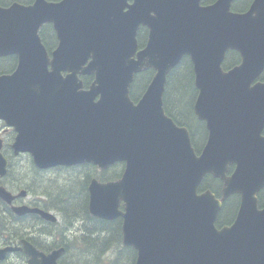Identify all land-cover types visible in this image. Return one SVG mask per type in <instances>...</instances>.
<instances>
[{
	"label": "water",
	"instance_id": "obj_1",
	"mask_svg": "<svg viewBox=\"0 0 264 264\" xmlns=\"http://www.w3.org/2000/svg\"><path fill=\"white\" fill-rule=\"evenodd\" d=\"M201 1L36 0L31 6H0V57H19L16 72L0 77V120L15 128L14 155L30 153L40 169H106L125 162L118 181L91 182L89 211L103 220L123 219V243L136 249V264H264V209H258L264 82H256L264 72V0H254L242 14L231 12L234 0L207 7ZM45 24H53L60 40L51 54L39 35ZM142 27L148 39L139 50ZM229 50L240 54L241 63L224 71ZM185 57L198 90L194 113L208 132L199 154L189 130L163 109L167 77ZM149 69L155 75L135 104L130 87ZM80 76H94L89 90ZM2 147L0 140L1 178L8 172ZM207 175L223 182L221 200L210 190L198 194ZM235 194L241 197L237 219L217 230L222 202ZM0 198L12 201L4 188ZM14 211L57 221L39 209ZM24 249L29 264H59L64 252L45 255L28 243ZM14 250H0V258Z\"/></svg>",
	"mask_w": 264,
	"mask_h": 264
},
{
	"label": "flooded vegetation",
	"instance_id": "obj_2",
	"mask_svg": "<svg viewBox=\"0 0 264 264\" xmlns=\"http://www.w3.org/2000/svg\"><path fill=\"white\" fill-rule=\"evenodd\" d=\"M48 2H53L55 4H62L65 0H47ZM216 0L211 1H204L203 4L208 5L214 3ZM253 0H235L234 5L239 7L238 11L243 12L248 9L251 2ZM35 2V0H0V6L7 8L11 7L14 4H20L23 6H30ZM64 17H66L67 20L72 19V12L71 10L67 9L64 12ZM40 36L42 38V41L44 42V38L49 37L52 41L54 39V47L50 48L48 51L51 53L53 50L58 49L60 40L58 36V32L53 29L52 25H46L42 28V31L40 33ZM19 63V57L15 54H10L6 56L0 57V77L1 76H11L14 74L17 66ZM148 84L150 82H147ZM85 84V83H84ZM132 91V88H131ZM168 92L165 95V110L167 114L171 117L172 113L176 114L177 116H184V111L182 109L173 108L172 105H169L166 103V96ZM176 99V97L174 96ZM68 125V121L66 122ZM50 125H52V121H50ZM56 126V123H54ZM16 136L15 128L8 126L4 121L0 120V138L2 137L4 140L3 145V152L6 156L5 158L8 161V169H9V175H7L4 178H0V186H4L6 190L11 192V194L15 197L11 204L5 202L0 198V249H4L7 247H20L22 248L24 245V242L31 243L35 247H37L39 250H43L44 245L51 241V240H57L58 243L64 242L63 245H57L54 249L59 248L61 246H65L68 250V244L67 242L74 241L76 238H82V236L85 235V229L86 227L91 226V223H88L85 218L78 219L73 225L72 228L75 230H78V232H75L74 235L69 236L67 232L70 229H67V232L63 236H60L62 234L60 227H52L47 222H43L41 220H36L32 217H30L29 214L24 215L22 217L17 216L14 212V208L19 207H33V208H47V209H53L50 210V212L57 213L59 215L60 212L55 211L57 200L53 197L50 190L46 189L47 184H54L56 183L57 179H43L47 175V171H54L56 169L51 170H45L40 171L38 168L34 166V170L39 174L42 175V178L37 180L36 178H31V182L27 185H24V182L27 180V178H23L24 181H21L19 178H14L11 175V172L17 168L15 166V160H19L17 157L13 155L12 151V144L14 141V138ZM84 166V167H83ZM82 169V172L84 174V180L87 184L92 180L93 178V166L92 165H82V166H76ZM122 170L119 173L118 177H115L112 180H117L121 177L124 171L125 164L122 163L120 165ZM116 168V166H113L111 168H108V172L113 171ZM91 169V172H90ZM97 169V168H96ZM43 179V180H42ZM111 180V181H112ZM26 190L24 197L20 196L21 190ZM88 191V185L85 187H81L78 192H80L82 196L86 194ZM78 195V193L76 194ZM264 195V189L261 190L260 196ZM237 200L240 202V197L237 196ZM236 212H232L231 215L234 216V219L237 215V211L239 208V203L236 206ZM223 209L221 212L220 217L222 218L223 215ZM233 219V221H234ZM118 223H121L122 225V219H118ZM218 228L221 229L224 226H227L226 224H221L218 222ZM71 228V229H72ZM120 234H121V228H120ZM104 239L103 241L108 242V232H104V234H100ZM122 240V234H121V243ZM53 249V250H54ZM101 249H108V245H102ZM104 252V251H103ZM29 258L24 252V250L9 254L5 259H0V264H28Z\"/></svg>",
	"mask_w": 264,
	"mask_h": 264
},
{
	"label": "trees",
	"instance_id": "obj_3",
	"mask_svg": "<svg viewBox=\"0 0 264 264\" xmlns=\"http://www.w3.org/2000/svg\"><path fill=\"white\" fill-rule=\"evenodd\" d=\"M209 2V1H208ZM236 9H240L239 7H236ZM44 40V44L47 46L48 49L54 47V39L53 41L49 38L46 37L43 39ZM233 56V62L237 63L239 61V57L236 54H232ZM179 69H182V74L178 77V80H176V77L180 74ZM189 70L188 72L184 71ZM179 71V72H178ZM153 72L152 71H148L143 73L142 75H139L138 77H136V80H141V81H148L151 79ZM188 78H190L192 84H193V71H192V66L191 63H189L188 61H183L181 63V65L175 69L171 75L169 76L168 80L171 81V85L172 87L170 88L172 90V92L170 91V93L167 94L166 96V103L169 105H172L173 108L177 109H185L184 107L182 108L180 105L184 102V97L186 95V91H187V86L186 84L189 83L188 82ZM91 78H85L84 82L85 85L88 86V84L90 83ZM134 89V88H133ZM169 90V89H168ZM193 92L196 96V89L193 87ZM173 101H172V98ZM134 96H137V94H135L134 92ZM174 96L176 97V99L174 98ZM185 105V104H184ZM184 111V114L188 116V113ZM191 118L188 117V119L182 120L180 119L176 114L172 113L171 117L174 119V121L181 125V126H185L189 129L190 133H191V137H192V141L194 143V146L199 149L200 145L198 144V135L199 132L197 130V126L201 125L203 130H204V124L202 125L201 123H199L193 113V111H191ZM102 180H105V178L103 177ZM218 184L219 182L212 179L211 177H207V179L204 182V187L202 188L203 190L205 189H211L212 191H214L215 193L218 192ZM75 194L78 193V195L76 196H67L66 198H62L59 202L56 203V207L55 209L60 211L62 213V219H63V223L61 224V227H63V231L64 232L67 228H70L72 226V223L80 217H83L86 219L87 221V225L90 222L91 226H89L86 229V235L81 238L78 239L76 241H74L73 243H71L69 246L71 247V249H74L75 247H78L79 245H82L83 248H91L94 247V250L92 251H96L97 249L101 248L102 245L107 244L109 250H115L118 254V256H115V259L111 262V264H122L121 262H119L120 260H124V261H129V259L132 257L134 259V257H136V253L133 249H129V248H124L121 245V234H120V223L118 222H103L101 220L95 219L90 217L91 219L88 218L89 213L87 211V203L88 200L87 198L85 200H83L80 197V192H78L77 189H75ZM47 209V208H45ZM36 220H39V218L37 217H33ZM50 226H55L50 224ZM99 231V233L97 234V232ZM104 232H108L109 233V238H108V242L103 241V237L99 234H104ZM55 242L52 243H48L45 246V250H50L51 248L54 247ZM61 245H63V243H61ZM105 250V249H103ZM124 257V259H123ZM63 264H73L71 262H68L67 260L63 261Z\"/></svg>",
	"mask_w": 264,
	"mask_h": 264
},
{
	"label": "rangeland",
	"instance_id": "obj_4",
	"mask_svg": "<svg viewBox=\"0 0 264 264\" xmlns=\"http://www.w3.org/2000/svg\"><path fill=\"white\" fill-rule=\"evenodd\" d=\"M180 74L176 77V80H178V77L183 73L182 69H179ZM178 71V72H179ZM189 70L184 71L188 72ZM188 82L186 84L187 91L186 95L184 97V102L180 105L182 108H185V111L188 113V117L191 118V111H192V105L195 100V94L193 92V84L188 78ZM185 104V105H184ZM185 118V116L183 117ZM197 130L199 132V138L198 144H202V141L204 140V130L201 125L197 126ZM15 164H20L22 168L19 169V171L14 174L16 176L18 175H28L27 180L24 182V185H27L31 182V178H36L37 180L42 178V175H39L36 171H34L32 163L28 156H25V159L19 161L15 160ZM74 175V172H65V171H58L56 173L57 181L54 185L47 184L45 187L46 189L50 190L53 197L59 202L62 198H66L67 196L75 195V189H79L81 186V183L77 181H68L67 175ZM43 180V179H42ZM80 197L84 200V196L80 195ZM233 206V203L231 204V207ZM59 217V216H58ZM83 217L77 218L72 225L78 220L82 219ZM60 219V217H59ZM61 221V219H60ZM61 232L63 231V227H60ZM70 229V231H72ZM70 232L69 234H71ZM100 235V234H99ZM94 247L91 248H83V247H75L74 249H71L69 254L66 255V259H69L72 261L73 264H111V262L115 259V256H118L117 252L113 250H108L107 254H105V250H98L96 253H94ZM104 251V252H103ZM124 259V257H123ZM122 261V262H121ZM122 264H132V257L129 259V261L120 260Z\"/></svg>",
	"mask_w": 264,
	"mask_h": 264
}]
</instances>
